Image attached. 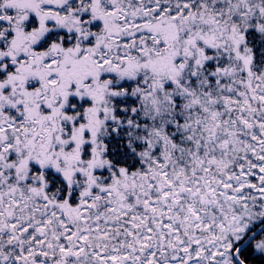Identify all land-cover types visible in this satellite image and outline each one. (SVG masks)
I'll use <instances>...</instances> for the list:
<instances>
[{
	"label": "snow or ice",
	"instance_id": "1",
	"mask_svg": "<svg viewBox=\"0 0 264 264\" xmlns=\"http://www.w3.org/2000/svg\"><path fill=\"white\" fill-rule=\"evenodd\" d=\"M0 264H264V0H0Z\"/></svg>",
	"mask_w": 264,
	"mask_h": 264
}]
</instances>
